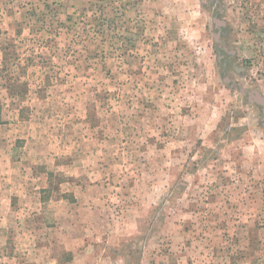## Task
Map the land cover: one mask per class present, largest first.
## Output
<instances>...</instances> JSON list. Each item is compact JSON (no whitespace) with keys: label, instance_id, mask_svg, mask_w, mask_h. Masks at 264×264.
Returning a JSON list of instances; mask_svg holds the SVG:
<instances>
[{"label":"rangeland","instance_id":"1","mask_svg":"<svg viewBox=\"0 0 264 264\" xmlns=\"http://www.w3.org/2000/svg\"><path fill=\"white\" fill-rule=\"evenodd\" d=\"M256 93L264 0H0V264H264Z\"/></svg>","mask_w":264,"mask_h":264},{"label":"water","instance_id":"2","mask_svg":"<svg viewBox=\"0 0 264 264\" xmlns=\"http://www.w3.org/2000/svg\"><path fill=\"white\" fill-rule=\"evenodd\" d=\"M242 91L245 92V90H242ZM256 96H257V98H258L260 101H263V103H264V100H263L262 98H260V96H259L258 93H256Z\"/></svg>","mask_w":264,"mask_h":264}]
</instances>
